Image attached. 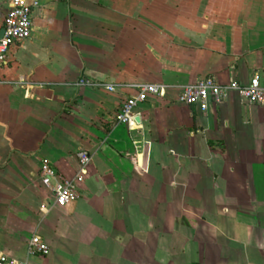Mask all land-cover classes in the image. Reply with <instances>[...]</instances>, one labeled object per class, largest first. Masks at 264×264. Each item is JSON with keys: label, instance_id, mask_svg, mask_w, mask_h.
I'll use <instances>...</instances> for the list:
<instances>
[{"label": "crops", "instance_id": "0c3cea01", "mask_svg": "<svg viewBox=\"0 0 264 264\" xmlns=\"http://www.w3.org/2000/svg\"><path fill=\"white\" fill-rule=\"evenodd\" d=\"M9 11L0 0V32ZM206 77L264 87V0H41L0 65V255L264 264V108L233 91L206 111L177 102ZM140 85L164 96L117 124ZM80 150V195L57 207L41 163L73 180ZM32 237L47 256L27 255Z\"/></svg>", "mask_w": 264, "mask_h": 264}, {"label": "built area", "instance_id": "2783aa9c", "mask_svg": "<svg viewBox=\"0 0 264 264\" xmlns=\"http://www.w3.org/2000/svg\"><path fill=\"white\" fill-rule=\"evenodd\" d=\"M41 0H10V11L5 19L3 35L0 38V65L5 64L9 50L14 46L22 45L31 39L32 13L40 7ZM80 85H89L88 81H81ZM111 90V87H108ZM137 95L123 103L115 114L117 124H128L134 118V110L144 103L149 96L163 97L165 88L156 85H140L136 88ZM236 92L247 104L264 108V87L254 77L247 85L241 86L233 82L228 86L219 85L212 77L197 80L183 88L178 103L186 106H195L206 111L208 105L221 104L229 92ZM79 173L73 180L57 177L56 172L45 161L40 166V179L45 186L54 183L52 187L53 203L63 208L76 201L79 197V186L83 175L91 163L89 154L80 150L77 153ZM49 253L48 246L38 237H32L27 244L28 256L45 257ZM0 264H27L18 262L0 255Z\"/></svg>", "mask_w": 264, "mask_h": 264}, {"label": "water", "instance_id": "95a60500", "mask_svg": "<svg viewBox=\"0 0 264 264\" xmlns=\"http://www.w3.org/2000/svg\"><path fill=\"white\" fill-rule=\"evenodd\" d=\"M2 35H3V30L0 32V38L2 37Z\"/></svg>", "mask_w": 264, "mask_h": 264}]
</instances>
